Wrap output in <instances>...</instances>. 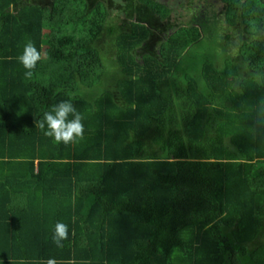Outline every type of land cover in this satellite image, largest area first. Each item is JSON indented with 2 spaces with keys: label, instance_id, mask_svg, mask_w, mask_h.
Wrapping results in <instances>:
<instances>
[{
  "label": "trees",
  "instance_id": "obj_1",
  "mask_svg": "<svg viewBox=\"0 0 264 264\" xmlns=\"http://www.w3.org/2000/svg\"><path fill=\"white\" fill-rule=\"evenodd\" d=\"M223 4L236 58L155 0H0V264H264V0ZM65 100L69 144L35 128Z\"/></svg>",
  "mask_w": 264,
  "mask_h": 264
},
{
  "label": "clouds",
  "instance_id": "obj_2",
  "mask_svg": "<svg viewBox=\"0 0 264 264\" xmlns=\"http://www.w3.org/2000/svg\"><path fill=\"white\" fill-rule=\"evenodd\" d=\"M42 59L41 52L38 51L35 43L28 39L23 47L22 53L17 60L25 69L24 79L30 81L33 78L37 63ZM71 117V118H70ZM84 115L70 101H61L53 105L49 111L43 114V118L35 120V128L44 131V135L52 137L56 143H74L84 137ZM69 235L68 225L57 222L54 227L52 240L57 247H63L62 241L67 240ZM20 264H25L21 261ZM44 264H77L75 259L58 262L54 258H49ZM79 264H88L81 261Z\"/></svg>",
  "mask_w": 264,
  "mask_h": 264
},
{
  "label": "rangeland",
  "instance_id": "obj_3",
  "mask_svg": "<svg viewBox=\"0 0 264 264\" xmlns=\"http://www.w3.org/2000/svg\"><path fill=\"white\" fill-rule=\"evenodd\" d=\"M92 3L96 1H101V3L106 6L107 9V0H90ZM108 1H117L121 0H108ZM159 3L165 5L169 10V23L176 24L179 26H196L197 19L204 17L208 20H216L218 22V28L221 30L225 46L228 48V54L233 55L235 58L238 53V42L240 34L234 27H228L224 23L223 16V0H155ZM116 8L113 7L109 9L108 14L111 17L112 24H117V27L121 25L124 21V15L117 12ZM116 15V16H115ZM214 36H211V39H214ZM107 42V38L104 36L102 41ZM107 44V43H106ZM155 42L152 40L148 44V48L155 49ZM102 50H106L105 55H107V45L105 48L102 47Z\"/></svg>",
  "mask_w": 264,
  "mask_h": 264
}]
</instances>
